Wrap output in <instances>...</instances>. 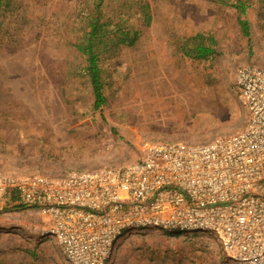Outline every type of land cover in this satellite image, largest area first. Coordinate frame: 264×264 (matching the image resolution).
<instances>
[{
    "label": "rangeland",
    "instance_id": "obj_1",
    "mask_svg": "<svg viewBox=\"0 0 264 264\" xmlns=\"http://www.w3.org/2000/svg\"><path fill=\"white\" fill-rule=\"evenodd\" d=\"M91 18L105 32L98 109L75 46ZM122 32L133 44L116 41ZM197 45L213 54L197 58ZM243 65L264 67V0H0V169L122 167L157 141L233 134L246 123L235 85ZM9 204L0 264H66L56 241L40 237L39 212ZM110 264L234 263L211 235L147 229L125 234Z\"/></svg>",
    "mask_w": 264,
    "mask_h": 264
},
{
    "label": "built area",
    "instance_id": "obj_2",
    "mask_svg": "<svg viewBox=\"0 0 264 264\" xmlns=\"http://www.w3.org/2000/svg\"><path fill=\"white\" fill-rule=\"evenodd\" d=\"M235 85L246 113L239 131L157 141L122 167L0 169V211L15 201L39 212L40 237L56 241L66 264H110L125 234L147 229L211 235L228 261L264 264V67L241 66Z\"/></svg>",
    "mask_w": 264,
    "mask_h": 264
},
{
    "label": "trees",
    "instance_id": "obj_3",
    "mask_svg": "<svg viewBox=\"0 0 264 264\" xmlns=\"http://www.w3.org/2000/svg\"><path fill=\"white\" fill-rule=\"evenodd\" d=\"M239 25L241 26L245 36H248V24L244 20H239ZM87 31L84 33L82 40L76 42V48L85 56L86 66L85 70L89 76L92 93L94 96L93 108H100L105 101L103 92H102V82L100 79V68L98 65V53L95 51L96 44L102 40L104 33V25L99 23L97 18H91L88 21ZM116 41L124 45H131L134 42V37H129L128 33H120L119 36H116ZM195 54L197 58H206L213 54V49L210 47H205L202 45H197L195 48Z\"/></svg>",
    "mask_w": 264,
    "mask_h": 264
},
{
    "label": "crops",
    "instance_id": "obj_4",
    "mask_svg": "<svg viewBox=\"0 0 264 264\" xmlns=\"http://www.w3.org/2000/svg\"><path fill=\"white\" fill-rule=\"evenodd\" d=\"M8 203H10L9 206H13V207L17 206L15 201H9ZM8 203H6L7 206H8Z\"/></svg>",
    "mask_w": 264,
    "mask_h": 264
}]
</instances>
